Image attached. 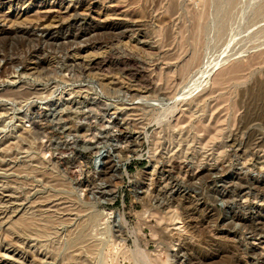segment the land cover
I'll return each mask as SVG.
<instances>
[{
  "label": "rangeland",
  "instance_id": "obj_1",
  "mask_svg": "<svg viewBox=\"0 0 264 264\" xmlns=\"http://www.w3.org/2000/svg\"><path fill=\"white\" fill-rule=\"evenodd\" d=\"M0 31V264H264V0H0Z\"/></svg>",
  "mask_w": 264,
  "mask_h": 264
},
{
  "label": "bare ground",
  "instance_id": "obj_2",
  "mask_svg": "<svg viewBox=\"0 0 264 264\" xmlns=\"http://www.w3.org/2000/svg\"><path fill=\"white\" fill-rule=\"evenodd\" d=\"M127 22V21H126ZM122 23V22H121ZM113 24V22H112ZM120 24V22H119ZM125 24V23H124ZM118 25V24H117ZM123 25V24H122ZM111 28V27H110ZM117 28V27H116ZM111 30V29H110ZM49 31V30H48ZM1 32V31H0ZM51 33V32H50ZM48 35V33H47ZM44 37V36H43ZM42 37V38H43ZM47 37V36H45ZM96 62V61H93V63ZM101 62V61H100ZM98 63V62H97ZM220 78L222 79V75L221 77H219V80ZM182 96V95H181ZM191 108V107H190ZM135 154V153H134ZM110 157L107 153H105V151H102L98 154L96 160H97V163H102L103 165L108 163V166L105 168L104 172L102 173L103 176H111V174L114 172V171H119L120 170V164L118 163L117 160L115 159H112V160H109ZM177 164V163H176ZM179 167H181V164L178 165ZM177 166V167H178ZM172 167V166H171ZM188 171V170H187ZM187 183V182H186ZM118 218V219H117ZM117 221L119 222V216L116 217ZM261 261V260H260ZM264 261V260H263Z\"/></svg>",
  "mask_w": 264,
  "mask_h": 264
}]
</instances>
